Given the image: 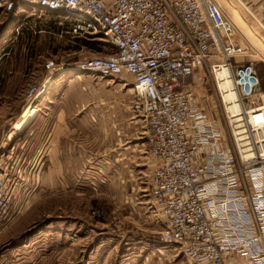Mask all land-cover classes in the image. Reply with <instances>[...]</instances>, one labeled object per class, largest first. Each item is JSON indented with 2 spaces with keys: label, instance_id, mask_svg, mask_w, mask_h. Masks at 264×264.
Returning a JSON list of instances; mask_svg holds the SVG:
<instances>
[{
  "label": "rangeland",
  "instance_id": "374dc122",
  "mask_svg": "<svg viewBox=\"0 0 264 264\" xmlns=\"http://www.w3.org/2000/svg\"><path fill=\"white\" fill-rule=\"evenodd\" d=\"M218 1L237 27L234 43L249 47L242 61L254 65L264 87V22L246 0ZM18 16L0 9V55L7 54L0 64V153L9 157L0 173L14 178L17 200L0 229V264H186L161 239L164 218L150 209L131 78L51 76L44 68L51 60L65 67L108 55L109 41L74 36L43 15ZM189 84L202 108L216 109L226 133L209 70ZM32 87L38 98L27 104ZM6 120L18 123L15 139L7 140ZM15 155L24 164L15 167Z\"/></svg>",
  "mask_w": 264,
  "mask_h": 264
},
{
  "label": "built area",
  "instance_id": "2783aa9c",
  "mask_svg": "<svg viewBox=\"0 0 264 264\" xmlns=\"http://www.w3.org/2000/svg\"><path fill=\"white\" fill-rule=\"evenodd\" d=\"M17 3L62 13L72 20L74 36L109 41L108 55L65 67L51 60L44 68L51 76L131 78L150 209L164 218L161 239L179 249L186 264H264V93L254 65L242 61L249 47L234 43L237 27L219 1L0 0V9L11 12ZM204 68L226 133L216 109L202 108L189 84ZM221 69L228 72L235 109L224 99ZM38 94L30 88L26 103ZM5 158L0 153V167ZM19 159L14 156L15 167L24 164ZM14 182L0 173V229L17 202Z\"/></svg>",
  "mask_w": 264,
  "mask_h": 264
},
{
  "label": "crops",
  "instance_id": "0c3cea01",
  "mask_svg": "<svg viewBox=\"0 0 264 264\" xmlns=\"http://www.w3.org/2000/svg\"><path fill=\"white\" fill-rule=\"evenodd\" d=\"M243 1H245V0H243ZM246 4H248L249 8L255 9L257 11V15L261 18V21L264 22V0H246ZM9 13H15L16 16L19 15L18 17H26V18L27 17L28 18L34 17L36 15H43L44 17H46L45 20H58V22H57L58 26L67 25V27H69L72 23V20L68 17H65L62 13L52 12V11H47V10H40L38 8H31V7H28V6L20 4V3H17L15 5V8ZM6 56H7V54L0 55V64L2 63L1 62L2 58L6 57ZM68 73L69 72H67V74ZM3 83H4V81H3ZM260 85H261V81H260ZM261 90L264 93V87L262 85H261ZM11 123L13 125L12 127H11ZM4 124H8L10 126V129H11L10 135L7 137V140H9V137H12V139H15L17 137V135L19 134L18 131H15V126L18 123L14 124L11 120H8V122L6 120ZM4 145H6V144H4ZM1 150H2V148L0 147V151Z\"/></svg>",
  "mask_w": 264,
  "mask_h": 264
},
{
  "label": "bare ground",
  "instance_id": "6f19581e",
  "mask_svg": "<svg viewBox=\"0 0 264 264\" xmlns=\"http://www.w3.org/2000/svg\"><path fill=\"white\" fill-rule=\"evenodd\" d=\"M235 37L236 36H234V38ZM227 73H228L227 71H225L224 69H221V71L218 72V76H220L223 79L221 85H223V87L227 89L226 93L224 95V99L229 102L230 109H235V107H236V105L234 103L235 102L234 101L235 95L233 94L231 89H229L230 83H229V80L227 79V76H228Z\"/></svg>",
  "mask_w": 264,
  "mask_h": 264
}]
</instances>
